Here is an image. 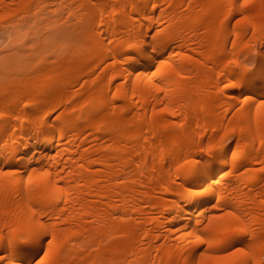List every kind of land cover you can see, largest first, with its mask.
Wrapping results in <instances>:
<instances>
[{"label": "bare ground", "instance_id": "bare-ground-1", "mask_svg": "<svg viewBox=\"0 0 264 264\" xmlns=\"http://www.w3.org/2000/svg\"><path fill=\"white\" fill-rule=\"evenodd\" d=\"M0 15L27 54L0 69L4 259L261 264L264 0H0Z\"/></svg>", "mask_w": 264, "mask_h": 264}, {"label": "snow or ice", "instance_id": "snow-or-ice-1", "mask_svg": "<svg viewBox=\"0 0 264 264\" xmlns=\"http://www.w3.org/2000/svg\"><path fill=\"white\" fill-rule=\"evenodd\" d=\"M250 2H251V0H244L245 4H248ZM226 87H228V85H226ZM231 87H236V85L233 84V85H231ZM261 106L264 107V102H262ZM202 151H207L209 156L211 157V155L213 153V146L209 145L207 149H203ZM214 163H215V161L212 159L205 160L203 165H201L200 168H198L194 172H192L189 187L191 189H193L197 195H203L207 191V188H204V187H200L199 189H196L195 185L201 184V183L202 184H208L209 183V180L207 179V174L209 172L213 171V169L210 167V165H213ZM185 164L188 165V164H190V162L186 160ZM7 174H9V173H0V175H7ZM45 175H47V173H45ZM208 227L211 228V222H209ZM229 231H231L233 233V235H247L246 229L244 227H237L235 229H230ZM20 239H26V237H20ZM211 239L213 241H217L220 238L219 237H212ZM200 243H202V244L207 243L209 248H211L213 246V243L210 241L200 240ZM13 246H15V242H14L12 236L10 235L5 251H9ZM243 252H244L243 247H237V248H234V250L229 251L225 256L217 257L216 259L220 260V261H229L232 257L236 256L238 253H243ZM0 264H13V260L12 259H7V260L4 259L3 253H0ZM22 264H28V261L24 260V261H22ZM33 264H46V259H40L39 257H37L33 261Z\"/></svg>", "mask_w": 264, "mask_h": 264}, {"label": "rangeland", "instance_id": "rangeland-1", "mask_svg": "<svg viewBox=\"0 0 264 264\" xmlns=\"http://www.w3.org/2000/svg\"><path fill=\"white\" fill-rule=\"evenodd\" d=\"M1 19H2V20H1ZM3 20H4V21H3ZM5 22H6V23H5ZM6 25H7L6 17L0 15V26H1V27H0V35L3 36V37H0V40H1L2 38H5V39H6V37H7L6 35H7V34H6L5 30H7V32H8V30H9V32H10V28H9V27H6ZM8 26H9V25H8ZM40 26H41V25H40ZM2 27H4V28H2ZM5 27H6V28H5ZM41 27H44V28H45V25H43V26H41ZM7 28H9V29H7ZM39 29H40V28H39ZM1 30H2V31H1ZM22 30H23V33L21 32ZM24 30H25V31H24ZM31 30H32V29H31ZM31 30H28L27 28H26V29L23 28V29H19V30L15 31V34H14V33H13V34H14V35H17V32H18V33H20L21 35H23L26 31H28L27 35H29V34L31 33V32H30ZM13 31H14V30H12V32H13ZM9 32H8V34H9ZM12 32H10V33H12ZM29 32H30V33H29ZM41 32H42V31H41ZM3 33H4V34H3ZM20 34H18V36H21ZM25 34H26V33H25ZM14 35H13V36H14ZM28 37H29V36H27V39H28ZM8 38H9V39H12V38H11V34H10V36H9ZM8 38H7L6 40H5V39H2L1 41H3V40L7 41ZM13 38H14V37H13ZM17 38H18V37H17ZM29 39H30V38H29ZM24 40H25V39H23V41H24ZM1 41H0V69L2 70V73L4 72V74H5V73H8V74H9V73L11 72V69H13L12 66L15 65V64H17V63L19 64V62H20L19 60H20V59H19L18 57H20V58L22 57V59H23V58L25 57V55H27V54H25L24 51H23L25 48H24V47L22 48V47L20 46V43H19V44L16 45V46H17V47H18V46L21 47V49H19V47L16 48V49H18V50H17L18 52H19L20 50L23 49V50H22V55H24V57H23L22 55L18 56V53H17V56H18V57L16 56L17 58L15 57L16 59L13 60L12 57H14V56H13L12 52L15 50V48H14L15 45H13L12 43H9V44H10V45H9L8 42H9L10 40H9L8 42H5V41L1 42ZM23 41H22V40H21V41L19 40L18 42H22L21 45H23V44H24ZM4 42L6 43V46H5L6 48L4 47V44H3ZM16 42H17V41H15V43H16ZM18 42H17V43H18ZM24 42H26V41H24ZM13 43H14V42H13ZM30 43H31V42H29L27 45H25V47L29 48L30 45H31ZM2 44H3V45H2ZM7 44H8L9 46H8ZM11 44H12V45H11ZM29 44H30V45H29ZM1 46H2L3 48H2ZM7 46H8V48H7ZM23 46H24V45H23ZM10 47H11V48H10ZM4 48H5V49H4ZM13 48H14V49H13ZM20 53H21V52H20ZM18 61H19V62H18ZM18 64H17V65H18ZM9 67H10V68H9ZM11 67H12V68H11ZM262 258H263V259H262L261 264H264V257L262 256Z\"/></svg>", "mask_w": 264, "mask_h": 264}]
</instances>
